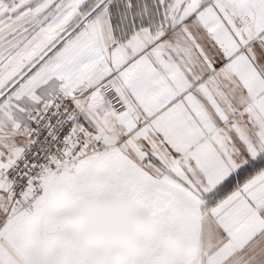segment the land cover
Returning a JSON list of instances; mask_svg holds the SVG:
<instances>
[{
	"label": "snow or ice",
	"instance_id": "obj_1",
	"mask_svg": "<svg viewBox=\"0 0 264 264\" xmlns=\"http://www.w3.org/2000/svg\"><path fill=\"white\" fill-rule=\"evenodd\" d=\"M0 264H264V0H0Z\"/></svg>",
	"mask_w": 264,
	"mask_h": 264
}]
</instances>
